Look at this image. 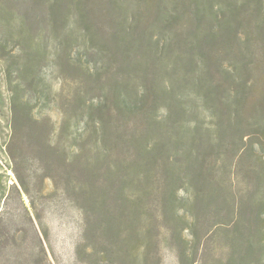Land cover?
<instances>
[{"label": "rangeland", "instance_id": "rangeland-1", "mask_svg": "<svg viewBox=\"0 0 264 264\" xmlns=\"http://www.w3.org/2000/svg\"><path fill=\"white\" fill-rule=\"evenodd\" d=\"M206 2L169 24L137 0H0V264H264L253 15ZM12 87L60 152L52 178L18 168L30 200L2 149Z\"/></svg>", "mask_w": 264, "mask_h": 264}, {"label": "trees", "instance_id": "trees-1", "mask_svg": "<svg viewBox=\"0 0 264 264\" xmlns=\"http://www.w3.org/2000/svg\"><path fill=\"white\" fill-rule=\"evenodd\" d=\"M172 1L173 6L170 8V6L166 5V0H137L138 3H142L144 5V9L146 10L145 15L147 17L161 16L165 21H169V24H171L170 21L178 23L185 17L188 19L192 18V16L196 14V8L199 10L202 4L205 6L204 3L207 0ZM241 3L242 10L251 12L253 16L252 18H244L241 16L238 22H240L239 24L241 26L247 28L249 32H252L254 36L256 55L255 58L251 60V63L254 66V70L259 72L257 79L264 80V0H241ZM250 20H252V22ZM172 33L173 31L170 30L168 35ZM235 38L236 35H233L234 40ZM247 38H250L249 34ZM229 42L231 43L233 40ZM19 88L12 87L11 89L12 97L6 119V132L8 130V134L6 133L7 139L5 140L2 149L12 165L15 167L18 182L23 188L25 194L29 196L30 200V189L26 181L19 175L18 168L21 167L22 169H25L27 164L35 162L34 165L37 164V168L40 167L47 172L44 173V177L52 178L50 172L55 171L54 165L55 162L57 163L60 161V152H57L47 146L48 142L40 135L38 128L35 127V124L37 123L34 121V118L30 113L29 103L24 100ZM29 143L33 144L36 149H29V147H26V144ZM79 149H81V147H79ZM37 168H32V170ZM246 170L248 172V169ZM31 205L34 206L32 199ZM26 212L29 214L27 209ZM4 217V215H0V227L4 221H7L9 224L12 223V218L5 220ZM29 221L32 223L30 216ZM0 238L2 242L7 243L11 240V238L15 240L17 236L14 235L13 237H9V234L4 232L1 234L0 231ZM36 238L41 245L42 252L45 254L41 239L37 233Z\"/></svg>", "mask_w": 264, "mask_h": 264}]
</instances>
